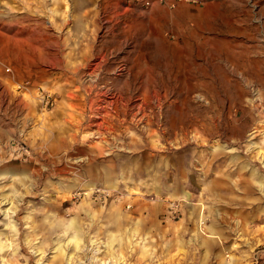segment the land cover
Instances as JSON below:
<instances>
[{
  "label": "rangeland",
  "instance_id": "1",
  "mask_svg": "<svg viewBox=\"0 0 264 264\" xmlns=\"http://www.w3.org/2000/svg\"><path fill=\"white\" fill-rule=\"evenodd\" d=\"M256 59L264 0H0V264H264Z\"/></svg>",
  "mask_w": 264,
  "mask_h": 264
},
{
  "label": "crops",
  "instance_id": "2",
  "mask_svg": "<svg viewBox=\"0 0 264 264\" xmlns=\"http://www.w3.org/2000/svg\"><path fill=\"white\" fill-rule=\"evenodd\" d=\"M204 50V49H203ZM200 53H202V54H205L204 52H202V51H199ZM251 53L250 52V50L249 51H247L246 50V53ZM213 54H219V55H222V56H226V58H227V56L229 57V55H226L225 53H213ZM212 54V55H213ZM230 54H233L232 52L230 53ZM207 55V54H206ZM209 57H212L211 55L209 56ZM248 61V65H247V69H246V71L248 72V74H250V75H253V76H257V77H259L260 75H262V76H264V74H263V69H264V67L261 65V63H260V60L259 59H256L255 61L254 60H247ZM250 69H253L254 70V72H251L250 71ZM256 71V72H255ZM219 73V72H222V73H224V68L222 67V66H218V67H216V73ZM114 187V186H113ZM214 233V232H213Z\"/></svg>",
  "mask_w": 264,
  "mask_h": 264
},
{
  "label": "built area",
  "instance_id": "3",
  "mask_svg": "<svg viewBox=\"0 0 264 264\" xmlns=\"http://www.w3.org/2000/svg\"><path fill=\"white\" fill-rule=\"evenodd\" d=\"M84 193H86L87 191L83 190Z\"/></svg>",
  "mask_w": 264,
  "mask_h": 264
},
{
  "label": "bare ground",
  "instance_id": "4",
  "mask_svg": "<svg viewBox=\"0 0 264 264\" xmlns=\"http://www.w3.org/2000/svg\"><path fill=\"white\" fill-rule=\"evenodd\" d=\"M100 63V62H99ZM101 65V64H100ZM89 191H87V193H88Z\"/></svg>",
  "mask_w": 264,
  "mask_h": 264
}]
</instances>
